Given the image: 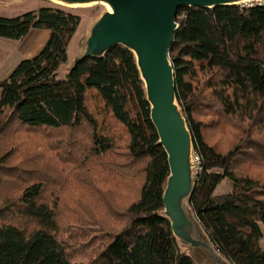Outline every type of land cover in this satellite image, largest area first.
<instances>
[{"label": "trees", "instance_id": "1", "mask_svg": "<svg viewBox=\"0 0 264 264\" xmlns=\"http://www.w3.org/2000/svg\"><path fill=\"white\" fill-rule=\"evenodd\" d=\"M80 20L59 6L0 16L2 38L19 40L32 28L49 30L42 48L0 80V132L10 123L85 130L86 156L98 158L115 148L113 126L124 134L127 163L140 173L138 189L122 211L125 222L108 231L97 229L103 242L89 259L77 261L59 236L56 210L44 201L40 181L21 183L12 193L2 189L1 176L9 167L7 153L0 154V264H196L163 214L167 157L157 144L132 52L116 45L101 58L78 61L60 76ZM175 20L169 57L176 97L198 157L191 211L229 263L264 264V137L252 133L256 125L258 131L264 129V3L183 7ZM90 94L93 109L87 104ZM200 112L246 119V133L219 150L207 140V121L197 117ZM225 179L230 189L215 194Z\"/></svg>", "mask_w": 264, "mask_h": 264}, {"label": "rangeland", "instance_id": "2", "mask_svg": "<svg viewBox=\"0 0 264 264\" xmlns=\"http://www.w3.org/2000/svg\"><path fill=\"white\" fill-rule=\"evenodd\" d=\"M251 3H264V0H250L241 5ZM41 6L63 7L81 18L67 46V62L59 69L60 76H63L76 57L79 40L87 26L106 6L91 3L67 7L51 0H20L11 5L0 3V16H17ZM87 104L94 108L91 94ZM197 117L207 121V140L223 151L230 148L237 137L246 133L249 124L246 119H220L202 112ZM109 128L115 131L112 135L115 148L98 158L86 156L89 140L85 130L27 128L10 123L4 125L0 132V154L7 153L6 166L9 167L1 176L4 180L2 189L12 193L21 183L27 185L40 181L44 186V201L56 210L59 236L71 247L75 254L73 259L77 261L89 259L103 242L97 229L104 232L125 222L122 211L138 189L136 180L140 173L133 163H127L123 155L124 134L113 126ZM258 129H261L258 125L254 126L252 133L264 137V129ZM14 167L17 169L12 171ZM19 171L23 172V177H20L22 174ZM122 171L129 175L122 174ZM229 189V181L225 179L218 184L214 193L220 194ZM260 228L263 233L261 246L264 248V225L260 224ZM88 241H92V244L87 247Z\"/></svg>", "mask_w": 264, "mask_h": 264}, {"label": "water", "instance_id": "3", "mask_svg": "<svg viewBox=\"0 0 264 264\" xmlns=\"http://www.w3.org/2000/svg\"><path fill=\"white\" fill-rule=\"evenodd\" d=\"M20 0H0L15 4ZM72 7L102 3L103 10L87 26L78 43L72 68L78 61L101 58L116 45L132 52L149 116L159 144L167 157L169 174L162 195L163 214L173 236L187 249L196 264H231L215 249L191 211L196 162L192 135L176 97L174 69L169 57L173 35L178 27L176 11L183 7L214 8L250 0H51Z\"/></svg>", "mask_w": 264, "mask_h": 264}, {"label": "crops", "instance_id": "4", "mask_svg": "<svg viewBox=\"0 0 264 264\" xmlns=\"http://www.w3.org/2000/svg\"><path fill=\"white\" fill-rule=\"evenodd\" d=\"M48 36L49 30L32 28L19 40L0 39V80L20 60L34 56L45 44Z\"/></svg>", "mask_w": 264, "mask_h": 264}, {"label": "built area", "instance_id": "5", "mask_svg": "<svg viewBox=\"0 0 264 264\" xmlns=\"http://www.w3.org/2000/svg\"><path fill=\"white\" fill-rule=\"evenodd\" d=\"M194 161L197 162L198 161V157L194 156Z\"/></svg>", "mask_w": 264, "mask_h": 264}, {"label": "bare ground", "instance_id": "6", "mask_svg": "<svg viewBox=\"0 0 264 264\" xmlns=\"http://www.w3.org/2000/svg\"><path fill=\"white\" fill-rule=\"evenodd\" d=\"M106 9H108V7H106Z\"/></svg>", "mask_w": 264, "mask_h": 264}]
</instances>
